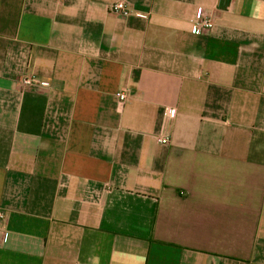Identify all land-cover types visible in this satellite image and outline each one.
<instances>
[{
  "label": "crops",
  "instance_id": "crops-1",
  "mask_svg": "<svg viewBox=\"0 0 264 264\" xmlns=\"http://www.w3.org/2000/svg\"><path fill=\"white\" fill-rule=\"evenodd\" d=\"M116 1L0 0V264H264V0Z\"/></svg>",
  "mask_w": 264,
  "mask_h": 264
},
{
  "label": "built area",
  "instance_id": "built-area-1",
  "mask_svg": "<svg viewBox=\"0 0 264 264\" xmlns=\"http://www.w3.org/2000/svg\"><path fill=\"white\" fill-rule=\"evenodd\" d=\"M110 10L112 12L121 13L123 15H129L132 13V10L126 0H118L114 2L110 6ZM197 17L200 19L201 25L204 28H210L212 26L213 24L212 20L209 17L204 16L202 7L198 8ZM22 82L25 86H33V85L40 86V85H47L49 83L47 78L42 76L41 77L25 76L22 79ZM116 95L121 101H125L127 99V94L125 92L119 91L117 92ZM166 111L171 116H175L176 114V111L173 108H168ZM162 142H167V140L162 139ZM4 216H5V212L0 209V218H4Z\"/></svg>",
  "mask_w": 264,
  "mask_h": 264
}]
</instances>
